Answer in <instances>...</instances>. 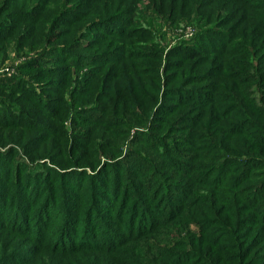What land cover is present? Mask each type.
Returning a JSON list of instances; mask_svg holds the SVG:
<instances>
[{"label": "trees", "instance_id": "16d2710c", "mask_svg": "<svg viewBox=\"0 0 264 264\" xmlns=\"http://www.w3.org/2000/svg\"><path fill=\"white\" fill-rule=\"evenodd\" d=\"M5 1L0 4L1 61L8 55L7 51L11 49L13 40L17 38L19 41L22 36L25 37L23 30L29 35L39 36L44 33H40L39 29L30 30V27L41 26L40 29H43L46 25L52 30L55 24L69 25L87 13L80 12V8L76 7L65 10L59 22L57 19V22H45L44 19L40 20L42 11L45 12L42 10L39 13L40 6L18 10V0H13L15 8H4L2 4ZM229 2L234 5V12H227L222 8L220 24H216L217 27H222L230 18L236 21L234 27L227 30L210 28L208 25L214 14L201 11L209 6L218 8L215 1L204 7L194 0H189V4L174 2L172 6L169 4L164 8L167 11L170 7V11L175 12V6L179 9L186 5L187 8L183 11H190V15L196 17V24L202 27L199 29L204 30L193 34L190 40L183 38L184 41L176 46V66L192 63L197 67L207 68L203 74L188 73L180 87L167 89L165 86L161 93L160 88L157 90L153 86L151 98L146 94L140 95L143 89L139 82L134 85L130 84L132 80H127L129 89L126 92L113 85L117 80H120L119 84L122 83V77L118 79L116 74L118 65L133 58L137 51L122 43L113 49L98 48L106 43V35L121 36L120 33L132 24L134 18L128 13L129 7L121 9L127 2L121 5L120 13L91 20L76 42L53 44L51 36L45 43L43 39H39L40 45L35 44L34 52L19 63L18 76H0V88L22 92L16 100H0L2 127L29 130L28 128L42 124L45 130L54 131L52 125L44 120L45 117L51 120L58 118L57 113L63 112L65 105L67 106L64 102H76V93L93 102L95 99H116L112 94L122 92L120 102H136L147 98L151 108H156L147 128L132 126L137 131L130 142L131 147L113 159L104 154L101 160L97 155L92 165L81 166L76 161L69 162V166L65 168L54 167L45 173L34 172L41 165H36L32 170L29 169L32 168V162L18 160V168L25 167L27 171L22 179V182L26 181L24 187L27 182H33L31 197L26 202L13 197L8 205L15 213L9 217L8 222H0V226L7 228L13 233L11 235L24 237L33 248H42L59 255V258L69 254L92 257L112 255L114 258L110 261H114V264H229L230 260L238 258L222 254L239 248L236 244L227 245L232 242L226 238L231 233L227 225L216 216L220 211H228L227 216L232 218L242 210L251 213L249 217L257 222L255 225L264 226V179L254 185L241 186L253 177L261 178L248 172L264 165V91H259L264 88V0ZM13 9L16 10L12 11ZM253 10H259L255 13L260 14H251ZM4 16L8 19L7 22ZM242 22L245 26L240 32ZM18 27L21 29L17 32ZM191 40L194 41L190 42ZM15 50L20 54L18 49ZM226 59H236L237 67L227 69L224 61L229 60ZM169 65L168 63L164 67L165 73ZM213 69L221 75L231 72V77L239 88L232 89L233 85L228 90V87L225 90L223 87L219 88L221 83L215 77L210 79ZM29 71L34 72L23 76V73ZM102 74L103 78L95 83ZM169 78V75L165 76V82ZM65 88H70L72 93L64 97L62 92ZM133 90H137L139 95L132 96ZM16 102H34L38 109L28 112ZM211 105L224 109L221 114H224L226 120L222 123L225 128L231 129V135L251 139V143L245 144L242 151L248 156L234 157L230 149L220 142H214L211 134L203 132L205 115L202 110ZM103 109L98 105L86 106L81 112L86 116L83 118L75 111L72 112L71 116L74 114V117L69 119L65 130L60 134L72 132L71 126H76L73 119L77 116H80L77 125L86 120L93 123L92 115L97 116L94 122H99L98 119L104 115ZM93 111L96 113L93 114ZM109 115L115 114L107 111V116ZM171 116H174L171 118L173 120L168 126L165 125ZM213 117L212 113L206 119ZM61 127L64 126L60 124ZM176 132H184L185 136ZM43 137L38 136L40 139ZM71 138L77 142L82 138V145L85 146L89 136ZM189 140L193 143L190 146L186 144ZM186 147H193L194 152L190 156L187 155L190 154V148L184 150ZM86 150L90 155L96 154V150ZM119 150L122 151V148ZM256 151L257 155H253ZM242 152L236 149V155L242 156ZM74 168H79L80 171ZM168 171L185 178L176 181ZM17 173L15 177L18 182L20 179ZM10 174L5 179L10 178ZM65 180L68 182L65 183ZM86 180L90 185L103 189V193L109 197L90 189L91 194L96 195L92 201H86L80 194L66 188L72 187L80 192V186ZM56 188L59 190H55ZM205 188L211 190L208 192L209 200L200 192L205 191ZM54 193H62L67 197L65 201L57 203L55 196H52ZM79 197L82 204L77 205ZM185 207H191L192 213L184 214L181 211L178 214ZM109 212L110 217L105 218L103 214ZM11 245V253L6 255L4 261L23 264L24 259L21 257L24 252H16L13 244ZM121 246L143 248L144 251L135 255L125 250L116 251ZM246 247L250 250L251 245ZM246 247L243 251L248 249ZM33 248L27 249V254L33 253ZM241 256L243 257L242 254ZM259 260L258 257H252L246 261L241 260L239 264H261ZM62 261L64 264V259Z\"/></svg>", "mask_w": 264, "mask_h": 264}, {"label": "rangeland", "instance_id": "374dc122", "mask_svg": "<svg viewBox=\"0 0 264 264\" xmlns=\"http://www.w3.org/2000/svg\"><path fill=\"white\" fill-rule=\"evenodd\" d=\"M2 1L3 0H0V4ZM194 1H198L199 6L202 7L209 6L210 3H213L215 1L218 8H220L219 10L216 7L213 8L209 6L201 9V11L203 12H212L214 14V18L208 25L211 26L210 28L217 30H227L228 28L234 27L236 21H232L231 18L227 20L224 25H222V27L216 26V24H220V18L223 12L222 8L226 9L227 12H234V5L229 2L230 0ZM18 2L19 4H17L16 6L18 10H22L24 8L30 10L32 6H40L39 13L42 10H45V12L42 11V14L40 15V20L42 21L44 19L43 21L45 22H48L49 20L54 21L56 19L59 22V18L64 12H66L65 10L76 7L80 8V12H87L88 14L86 13V16L80 17L79 20L74 21L69 25L55 24L52 30L46 25L43 26V29H40L41 26H38L36 28L30 27V30L39 29L40 33H44L40 34L39 36L31 34L29 35L23 30V34L25 35V37L22 36L19 41L17 38L14 39L11 44V49L7 51L8 55H6L3 61H1L0 59V76H18V68L20 65L19 63L24 60L27 56H29L32 52H34L35 44H37V46L40 45V42H38L39 39H43V42L45 43V40L49 36H51V38L53 39L51 40V42L53 44H69L76 42L85 26L91 20L101 18L103 19L107 15L110 16L117 12L120 13L121 9L128 7V13L131 15L132 19L134 18L132 24L126 30H123L120 33L121 36H112L111 34L106 35V43H104L102 47H98L100 49H111L112 47L113 49L116 46H120V44L122 43L124 46L128 48H133V50L137 51L134 54L133 58L122 64L120 63L118 65V68L116 69L118 79L122 77V83L119 84L120 80L112 82L113 85H117V88L119 90H123L126 92L129 89V84L127 80H132L130 84L136 85V83L139 82V84L142 86L143 90L140 92V95L145 96L146 94L148 95V97L151 98V89H153V86H155L157 90L158 88H160V92L162 93L163 88L165 86L167 87V89H174L180 87L188 73L203 74L206 71V66L197 67L196 64L192 63H187L182 66H176L178 64V59L174 56V49L176 48V46H178L182 41H184L183 38L189 39L190 37H192L193 34H198L199 31L204 30L199 29L202 27H199V24H196V17L190 15V11H183L185 8H187L186 5H183V8L179 9H177L174 5L176 10L175 12H171L170 7L167 11L164 10V8H166L169 4L172 6L174 2L189 4V0H18ZM124 2H127L126 6L121 7ZM104 3L109 5H105ZM14 5L15 4L13 0H6L2 4L4 8L6 6H12L13 8H15ZM14 10L16 9H13L12 11ZM253 12L251 14H260L255 13L259 12V10H253ZM4 19H6L5 22L8 21L5 16ZM244 23L246 26H249L246 21H244ZM244 23L242 22V26L240 25V32L242 27L245 26ZM249 28L251 29L252 27ZM19 29H21V27H18L17 32L19 31ZM193 41L194 40H191L190 42ZM15 48L19 50L20 54L15 50ZM226 60H229L224 61L226 62L225 66L227 67V69L237 67V62L235 61L236 59ZM214 61L216 64V60ZM168 63L170 65L168 67L167 72L165 73L164 67ZM155 70H157V72H155ZM33 72L34 71L23 73V76L33 74ZM104 72H106V70L103 71V73ZM211 74L212 75L210 79L215 77V80L220 82L222 85L221 87L219 86V88L223 87V90H225V87H228V90L232 85V89L238 87L237 84L234 82L235 79H232L231 77V72L227 71L226 73H224V75H221L218 73V71H215L213 69V72H211ZM167 75H169L171 78H169L165 82V76ZM103 76V74L99 75L95 83L99 82L100 79L103 78ZM157 78H159V80H157ZM109 82L111 81L109 80ZM259 91L263 92L264 88H260ZM20 92L21 91L19 90L0 88V100H16L20 98ZM70 93H72L71 89L65 88L62 92V95L65 97ZM121 93L122 92L112 94L116 96V99H112V97L109 101L108 98L103 101L95 99V101L93 102H91L89 99L84 98L82 94L76 93L74 95L76 102H64L67 104V106L65 105L63 112L57 113L58 118L54 117V119L52 120L48 117H45V119L43 118L45 121H47L49 125H52L54 131L45 130L42 124L40 126L28 128L29 130H23L20 128L18 129L16 127L7 128L0 126L1 224L8 222L9 217L12 216L13 213H15V211L12 212L9 209L8 205L13 197L16 200H20V202H26L28 198L31 197L30 195L33 188V182H27V186L24 187L26 181L22 182V179L25 178L27 171L25 167L18 168V160L32 162V168H29L32 170L33 167H35L36 165H41L38 168L34 169V172L37 171L38 173H45L48 169L54 167H57L59 169L65 168L69 166V162L76 161V164L78 163L81 166H87L88 164L92 165L93 160L97 157V155L98 158L101 160L104 154H107V156H109V159H113L118 154L125 153V150L131 147L130 142L135 132L137 131L135 129H132V126H139V128H147L149 121L153 118V114L156 108H151V106L149 105L150 102L146 101L147 98L146 100L141 99L137 100L136 102H120L119 98L121 97ZM153 94H156V92H154ZM255 94H258V92H256ZM137 95H139V92L137 93V90H133L132 96ZM94 96L95 95L93 94V97ZM34 104V102L18 103L19 106H22L24 110L28 112H30V110H33L35 112V110L38 109ZM224 104H226L225 106L228 105V103ZM89 105H98L100 107H104V115H101V117L98 119L99 122H94V120L97 119V116L92 115L93 123L90 120H86L83 124L81 123L77 125L78 118H80V116L82 115L81 112L83 108ZM206 109L207 111L205 112ZM206 109L202 110L204 112L203 114L205 115V123H203V132L211 134L214 142H220L224 147L230 149V152L231 154L233 153L232 155L234 157L248 156V154L242 151L245 144L251 143V139L249 140L247 136L234 137L233 134L231 135L229 133L231 129H229L228 127L225 128L224 124L222 123L223 120H226L223 116L224 114H221V110H224L222 107L217 108V106L211 105L206 107ZM74 111L76 114H80V116H77L73 119L76 123V126L70 125L71 128H73L72 132H68L67 134H60L62 130H65V124L68 125L69 119L74 117V114H72L71 116V113ZM107 111H112L115 115L107 116ZM92 113L95 114L96 112L93 111ZM212 113L214 114V117L212 119H206ZM178 114L179 113H176V115ZM83 117L86 116L83 114L82 118ZM171 118H174V116L168 118L166 120L165 125L168 126L171 120H173ZM60 124H62L64 127L60 128ZM193 132V129H191V133ZM247 132L251 133V131ZM183 133L184 132H176V134H181L182 136H185V134L183 135ZM84 135L89 136V139L86 140L85 146L82 145V138L78 142L74 141L73 138H71H77L79 136ZM38 136L44 137L40 139L38 138ZM187 142L188 143L186 144L188 146H190L189 144H193L191 140ZM120 148H122V151L119 150ZM189 148L190 147H186L184 150H188ZM86 149L96 150V154L90 155ZM236 149L244 154H242V156L240 154L236 155ZM12 150L14 152H12ZM7 151L9 153H6ZM193 152L194 150L192 147L190 148V154L187 153V155L190 156ZM256 153L257 151L253 152L252 154L257 155ZM65 154H67V156ZM68 154H70V156H68ZM151 155L157 158L155 153L151 152ZM204 163H207V161H204ZM45 166H49L50 168H46ZM263 166H261L259 169H251V171L248 172L251 175L257 174L258 176H261V178L256 177L254 179L253 177L252 180L246 181L245 183L241 184V186H250L251 184L254 185L262 181L264 179ZM74 169L80 171L79 168ZM97 169H99V167ZM89 171L91 172L90 169ZM16 172H18L17 175H19L21 183H18L20 182V180L17 182V178L15 177ZM34 172L32 174L33 176H35ZM168 172L171 177H174V179H176V181H181L185 178L184 176L177 175L175 172ZM7 174H10V178L5 179ZM87 180L83 183L82 186H80V192L79 189L75 190L72 187L66 188L67 190L75 191L76 194H80L81 198L86 199V201H92L93 197H95L96 195L93 193L91 194V190H96L98 191L96 192L97 194L103 196L106 195L109 197L108 194H104L105 192L103 193V189L99 188L96 185H90ZM66 182H68V180H65V183ZM19 185L20 187H18ZM55 190H59V188H56ZM203 190L205 191H200L201 194L205 196L207 200H209L208 192H211V190L207 188ZM217 192L219 193V191ZM52 196L53 198L55 196V200L57 203L65 201V198L67 197H64L65 195L63 196L62 193H54L52 194ZM1 201L3 202L1 203ZM78 204H82L80 197L77 201V205ZM208 204L210 205V203ZM217 206H219V204H217ZM181 211H184V214H186L192 213L193 209H191V207H185L182 208L178 212V214ZM111 212L105 213L103 214V216H105V218L110 217ZM17 214H20V212L17 211ZM228 214V211H220L216 218H220V220L227 225V229L231 233V235L226 238L228 241L232 242L228 243L227 245L233 246L236 244L239 248L235 251L222 253L227 256H238V258H236L234 261L230 260L229 264H239L241 260L246 261L252 257L260 258L259 262L261 264H264V226L255 225L257 224V222L254 221L253 218L249 217L251 214L249 212L247 213L245 211L239 210L236 216L232 218L228 217ZM244 220L247 221L245 222ZM244 222L246 223V225L243 224ZM247 226L249 229L247 228ZM11 234L13 233L9 232L7 228H2L0 226V260L2 264H15L14 262L9 263L8 261H4L6 255L11 253V244H13V247L16 252H24L23 256L21 257L24 259L23 264H63V259L64 264H114V261H110L112 258H114L112 255L92 257L90 255L84 254H69L64 258H59V255L46 251L42 248H33L32 244L28 243L22 236H18L15 234L17 236L16 237ZM222 245L225 244L223 243ZM247 245H251L250 250L249 247H246ZM121 247L117 248L116 251L125 250L126 252H129V254L133 255L144 251L143 248L139 249L123 247L122 249H120ZM245 247L248 249H245V251H243ZM30 248H33L34 252L27 254L26 250ZM241 254L243 255V257L241 256Z\"/></svg>", "mask_w": 264, "mask_h": 264}]
</instances>
